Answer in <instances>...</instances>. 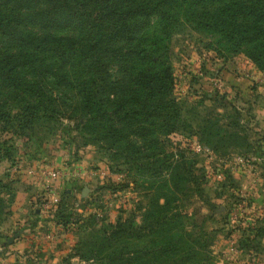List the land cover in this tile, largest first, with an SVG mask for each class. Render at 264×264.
<instances>
[{
    "label": "trees",
    "instance_id": "trees-1",
    "mask_svg": "<svg viewBox=\"0 0 264 264\" xmlns=\"http://www.w3.org/2000/svg\"><path fill=\"white\" fill-rule=\"evenodd\" d=\"M180 21L217 34L234 50L251 46L248 55L264 70V0H0V123L11 108L29 122L49 111V91L71 88L83 142L101 144L158 182L138 224L100 227L88 255L73 248L85 264H215L207 244L181 230L179 196L200 189L191 163L173 162L164 140L179 114L167 41ZM4 184L0 179V193ZM64 196L54 212L63 225L69 223ZM2 205L0 195V214ZM227 206L222 223L232 210ZM252 225H235L241 235L252 233L240 245L257 246L264 219Z\"/></svg>",
    "mask_w": 264,
    "mask_h": 264
},
{
    "label": "rangeland",
    "instance_id": "rangeland-1",
    "mask_svg": "<svg viewBox=\"0 0 264 264\" xmlns=\"http://www.w3.org/2000/svg\"><path fill=\"white\" fill-rule=\"evenodd\" d=\"M28 28L38 30L35 25ZM167 46L173 76L171 95L179 114L174 121L175 128L164 137L166 150L173 162L185 158L191 163L194 183L200 189L179 196L181 230L191 233L193 238L197 236L213 254L217 234L222 233V213L218 209L221 199L224 201L229 193L227 203L235 211L239 205L240 208L245 205L246 209L252 202L240 190L243 188L240 181H234L235 176L223 158L230 160L231 152L245 153L248 144L256 143L251 138L254 130L249 124L252 117L248 105L258 86L253 76L260 69L248 55L251 46L242 44L234 50L223 40L218 41L217 34L194 30L182 21L171 32ZM49 92L53 98L47 113L36 112L29 122H22L20 110L11 108L9 120L0 123V150L5 155L0 158V179L5 183L0 195L3 199V192L9 190L13 175L8 174L7 168L16 164L20 153L24 158L37 159L38 165H29V168L39 174L40 182L46 177L45 171L57 169L60 176L55 186L56 202L65 193L68 226L77 230L78 237H83L82 243L73 248L88 255L87 248L101 235L100 227L117 220L133 224L141 221L158 182L121 158L112 157L101 144L83 142L86 138L78 132L83 118L74 109L73 89L59 87ZM195 143L208 150L195 151L192 146ZM7 156L9 159H5ZM85 167L90 171L85 172ZM71 175H86L90 179L73 187L65 184ZM242 182L247 184L245 178ZM219 194L224 197H217ZM231 194L235 199L230 198ZM37 209L41 216L48 217L39 206ZM223 229L225 234L231 232L229 225ZM238 234L235 243L240 245L246 242L243 237H250L252 233L243 236L237 230ZM255 241L264 246V237H256ZM55 264L85 262L69 254Z\"/></svg>",
    "mask_w": 264,
    "mask_h": 264
},
{
    "label": "crops",
    "instance_id": "crops-1",
    "mask_svg": "<svg viewBox=\"0 0 264 264\" xmlns=\"http://www.w3.org/2000/svg\"><path fill=\"white\" fill-rule=\"evenodd\" d=\"M254 74L251 76L258 80V86L257 91H253L255 93L252 94L253 97L248 106L252 117L249 124L254 130L251 138L257 142L255 144L257 148L253 146L254 141H252L245 153L233 151L230 153L232 156L230 160L223 158L235 176L234 181H240L243 187L240 190L248 194L252 202L246 205L247 210L243 205V211L246 213L239 214L236 219H233L229 213L227 223L225 225L222 223L220 228L222 233L217 234V242L212 249L215 264H264V246L262 247L261 244L242 246L235 243L239 236V234L236 235L238 229L235 225L251 226L257 216L264 219V159H258L261 139L259 141L257 139L264 136V70H258ZM16 158V164L7 168L8 174L13 175V180L10 182L9 190L3 194L0 214V264H55L62 256L71 254L75 257L72 253L78 237L77 230L68 226L69 223L65 225L57 223L52 214L54 210L47 214V218H44L37 209L40 205V177L36 171L33 173L27 171L29 165L35 167L38 165L37 159H29L26 156L24 158L22 153ZM84 171L88 172L90 169L85 167ZM244 178L247 182L245 185L242 182ZM89 179L86 175L82 177L71 175L65 184L75 187L81 181ZM219 196L224 197L223 194L217 197ZM224 199V201L221 199L222 203L218 205L221 211H224L228 205L229 193ZM32 208L37 214L32 213ZM228 225L231 232L225 234L223 228L226 229ZM14 232L17 236L7 243V238ZM259 236L264 237V233Z\"/></svg>",
    "mask_w": 264,
    "mask_h": 264
},
{
    "label": "built area",
    "instance_id": "built-area-1",
    "mask_svg": "<svg viewBox=\"0 0 264 264\" xmlns=\"http://www.w3.org/2000/svg\"><path fill=\"white\" fill-rule=\"evenodd\" d=\"M263 117H264V111H263ZM260 143H261V149H260V156L258 157V159H264V137L261 139ZM192 146H193V149L195 151H199V150L207 151L208 150L207 147H204L198 143H195ZM27 171L33 173L34 170L31 168H28ZM45 174H46V177L43 179V181L41 180V182H40L41 192L39 194L40 195L39 207H40L41 211L44 213V215H47V214H49L50 211L54 210L56 207L57 197H55V186H56V183L59 179L60 173L57 169L51 168V169H48L47 171H45ZM242 207H243V205H242ZM231 212H230V214H231L233 219L234 218L236 219L239 214L244 213L243 208H240V205L237 207V211L231 210Z\"/></svg>",
    "mask_w": 264,
    "mask_h": 264
},
{
    "label": "water",
    "instance_id": "water-1",
    "mask_svg": "<svg viewBox=\"0 0 264 264\" xmlns=\"http://www.w3.org/2000/svg\"><path fill=\"white\" fill-rule=\"evenodd\" d=\"M17 236V233L16 232H14V233H12L8 238H7V243H10L11 241H12V239L14 238V237H16Z\"/></svg>",
    "mask_w": 264,
    "mask_h": 264
}]
</instances>
